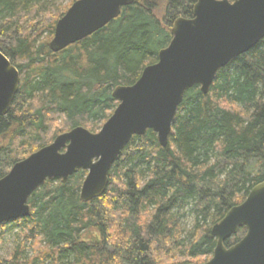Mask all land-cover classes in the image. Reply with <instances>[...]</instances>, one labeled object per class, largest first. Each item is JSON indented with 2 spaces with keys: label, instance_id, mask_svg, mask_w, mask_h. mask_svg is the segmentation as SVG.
Instances as JSON below:
<instances>
[{
  "label": "trees",
  "instance_id": "trees-1",
  "mask_svg": "<svg viewBox=\"0 0 264 264\" xmlns=\"http://www.w3.org/2000/svg\"><path fill=\"white\" fill-rule=\"evenodd\" d=\"M76 0H0V50L20 72L11 109L0 115V178L19 160L76 126L100 130L118 100L171 39L197 0H135L106 26L58 52L57 21ZM163 7V8H162ZM161 11V14L158 12ZM87 175L47 180L29 198L22 241L0 264H183L209 260L211 227L264 181V39L231 60L204 94L185 93L169 143L134 135L113 164L106 192L83 202ZM196 212L188 238L180 217ZM8 225L0 224V242ZM246 228L226 241H239ZM24 241L33 256L24 257Z\"/></svg>",
  "mask_w": 264,
  "mask_h": 264
},
{
  "label": "water",
  "instance_id": "water-1",
  "mask_svg": "<svg viewBox=\"0 0 264 264\" xmlns=\"http://www.w3.org/2000/svg\"><path fill=\"white\" fill-rule=\"evenodd\" d=\"M134 1H74L57 21L50 49L58 52L90 36ZM171 33L156 62L146 65L133 84L113 89L119 104L100 130L76 126L63 132L0 178V224L28 217L30 196L47 180L67 182L81 169L87 171L81 201L102 196L113 164L134 135L152 129L166 146L186 91L199 85L207 94L221 68L264 39V0H197L193 16L176 18ZM19 86L18 68L0 50V115L11 109ZM242 228L245 235L227 246ZM211 232L217 238L212 257L183 264H264V181L213 224Z\"/></svg>",
  "mask_w": 264,
  "mask_h": 264
},
{
  "label": "rangeland",
  "instance_id": "rangeland-1",
  "mask_svg": "<svg viewBox=\"0 0 264 264\" xmlns=\"http://www.w3.org/2000/svg\"><path fill=\"white\" fill-rule=\"evenodd\" d=\"M56 2H57L56 4L58 5V7H63V6H66L70 2V0H56ZM158 12L161 14V11H158ZM180 213L181 214L184 213V216L180 217V222L183 228V236L188 238L194 226L196 212L193 211V207L189 204ZM25 225H26V222H23L22 224H16L13 221L8 222V225L3 233L2 241L0 242V256L1 257H4V258L7 257L11 252H13L16 249L19 243L23 240L21 235H19V232L21 231L22 227H25ZM24 246H25L24 257L28 259L34 254L33 250L31 249V242L24 241ZM203 262H197V263H203ZM34 264H40V262L36 261L34 262Z\"/></svg>",
  "mask_w": 264,
  "mask_h": 264
}]
</instances>
